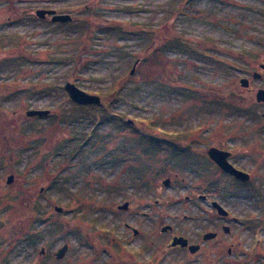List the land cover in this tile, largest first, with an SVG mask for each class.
<instances>
[{"label":"rangeland","instance_id":"rangeland-1","mask_svg":"<svg viewBox=\"0 0 264 264\" xmlns=\"http://www.w3.org/2000/svg\"><path fill=\"white\" fill-rule=\"evenodd\" d=\"M37 9L71 14L75 28ZM177 32L192 46L172 44ZM263 57L264 0H0V223L13 229L0 230V264H98L94 249L120 220L207 216L208 192L240 216L246 252L260 253L246 264H264V108L240 85ZM69 81L101 96L96 115L74 107ZM239 137L258 148L253 209L231 185L219 192L202 156L235 152ZM125 201L136 209L119 210ZM66 243L64 258L49 255Z\"/></svg>","mask_w":264,"mask_h":264},{"label":"flooded vegetation","instance_id":"flooded-vegetation-1","mask_svg":"<svg viewBox=\"0 0 264 264\" xmlns=\"http://www.w3.org/2000/svg\"><path fill=\"white\" fill-rule=\"evenodd\" d=\"M259 60L261 62L257 65L258 69L252 74L253 80L242 77L248 80V85L243 87L241 82L240 85L246 92L253 93L256 100L253 103L256 106L259 105L264 108V101L257 99L258 92L264 90V57ZM253 82L257 85H254ZM241 92V90H237V94L242 96L244 92ZM251 109L248 108L246 114L257 119V112H253ZM261 115L264 118V113ZM237 140L239 148L235 152L220 146H211L203 151L202 156L216 169L214 174L218 175L219 179L213 180L212 184L216 183L217 188L220 187L218 188L220 189L219 192L225 190V185L228 186L229 184L238 190L231 192V194L247 198V205L253 209L257 206L255 193L257 181L253 174V166L254 154H258V148L250 142L248 137H239ZM212 147L230 152L228 161L238 170L247 173L249 179L238 178L224 171L209 157L208 151ZM183 151L181 154L189 152L187 149ZM206 188H209V185H206ZM217 196L215 192L198 195V198L208 206L207 216L167 218L147 214L148 223L146 227L136 225L128 218L120 220L117 230H121V232L110 233L105 241L100 244L101 248L96 247L94 249L96 251L95 262L98 264H246L250 257L255 259L260 253L257 251L246 252L243 247L242 230L239 227L242 225L240 216L228 209L224 201L217 199ZM154 202L152 206L161 203L158 198ZM214 202L222 205L229 212L228 215L219 214L213 206ZM124 203H128V207L120 209L121 204H119L117 205L119 210L131 211L136 209L130 201ZM152 206L150 204L148 207L151 208ZM6 222L0 223V230L2 227H6L13 232L12 227ZM245 226L248 231L254 230L257 227V221L250 217L245 221ZM9 233L12 236L13 233ZM0 235L2 234L0 233ZM258 240L260 241V239ZM0 242H2L1 239ZM257 245L260 246V242ZM57 251H53L49 255L60 260L56 256ZM41 253H46L44 248Z\"/></svg>","mask_w":264,"mask_h":264},{"label":"water","instance_id":"water-1","mask_svg":"<svg viewBox=\"0 0 264 264\" xmlns=\"http://www.w3.org/2000/svg\"><path fill=\"white\" fill-rule=\"evenodd\" d=\"M35 14L40 19L50 18L53 22H60V23L70 22L73 19L71 14L68 13L59 14L54 9H37ZM134 69L132 70V72L134 71ZM240 82L243 87H246L248 85V80L245 78H242ZM64 89L71 98V100L78 105H100L102 103L101 96L97 94L88 93L87 91L82 90L80 87H78L76 83H73L71 81L65 84ZM257 99L258 101H264V90H260L258 92ZM49 114H50V110H46V109H32L27 111V115L29 117H35V116L44 117V116H48ZM208 154L209 157L212 160H214L224 171L229 172L238 178L249 179V175L247 173L238 170L228 161L230 152L220 150L216 147H212L211 149H209ZM13 181H14V174H10L7 178V183H12ZM170 181H171L170 178H166L163 180V183L166 186H169ZM213 206L218 210L219 214L228 215L229 212L218 202H214ZM127 207H128V203H124L119 208L126 209ZM54 208L57 212L63 211V208L61 206L56 205ZM67 251H68V244L66 243L57 251L56 253L57 258L58 259L63 258Z\"/></svg>","mask_w":264,"mask_h":264},{"label":"trees","instance_id":"trees-1","mask_svg":"<svg viewBox=\"0 0 264 264\" xmlns=\"http://www.w3.org/2000/svg\"><path fill=\"white\" fill-rule=\"evenodd\" d=\"M186 6V5H185ZM57 24H59V25H70L71 24V21L70 22H66V23H60V22H57ZM73 25V24H72ZM72 25H70L71 27H72ZM78 28H80L82 31L83 30H85V28L82 26V25H78L77 26ZM75 27L73 26L71 29H74ZM78 30V29H77ZM170 42L172 43V44H174V45H177V46H179V47H182V48H185V49H188V46L190 45V46H192V44H193V42H190L188 39H186L185 37H184V35L181 33V32H177V33H175L174 34V38H171V40H170ZM190 48V47H189ZM194 94H195V91H192ZM196 95H197V92H196ZM73 103V105H74V107L75 108H77V109H81V110H84V109H92V110H94V111H96V113H95V115L98 113V111L99 110H101V108H102V104L101 105H78V104H76V103H74V102H72ZM98 110V111H97ZM109 114H111L112 116H116V114H115V112L114 111H111V112H109V111H107ZM109 116L110 118H108V120L109 121H112V116ZM150 141V142H149ZM149 141L147 142L150 146H148V148H152V151H156V150H158L160 147H161V143L159 142V141H155V140H153V139H149ZM139 143H143V141L141 142H139ZM139 145V147H140V144H138ZM147 149V148H146ZM146 149H143V150H141V151H143L142 152V156H144V154L145 153H147L145 150ZM182 152H184L183 150H180V149H176L170 156L171 157H176L177 155H180ZM141 156V155H140ZM150 159H152V157H153V160H155L157 157L156 156H148V155H146L145 157H141V158H144V159H147V160H150ZM139 159H140V157H138ZM137 158V159H138ZM170 158V157H169ZM167 159V162H168V160H170V159ZM169 163V162H168Z\"/></svg>","mask_w":264,"mask_h":264}]
</instances>
